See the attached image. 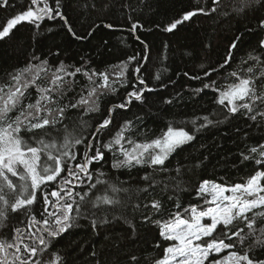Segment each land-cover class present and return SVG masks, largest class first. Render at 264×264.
<instances>
[{
	"label": "trees",
	"instance_id": "16d2710c",
	"mask_svg": "<svg viewBox=\"0 0 264 264\" xmlns=\"http://www.w3.org/2000/svg\"><path fill=\"white\" fill-rule=\"evenodd\" d=\"M48 4L63 12L66 21L56 15L55 19L39 22L38 28L25 22L0 40V86L11 84L12 76L20 70L46 62L43 66L47 73L41 72L37 84L52 87V73L63 65L65 72L58 74L64 82L59 91L52 93L54 103L49 105L53 109L64 108L63 117H57L54 110L52 115L58 119L54 127L36 130L38 136L23 131L21 135L33 146L36 138L54 141L57 146L63 144L65 136L72 141L81 139L83 143L71 147L76 159L66 158V169H75L77 163L83 162L86 148L91 156L99 147L104 159L89 166L90 180L82 177L80 183L68 177L75 186L76 203L72 211L75 219L73 227L59 237H50L44 231L45 218L50 222L49 227H56L54 218L48 215L56 208L54 204H45L43 197L62 186L67 171L56 182L41 185L36 202L27 211L11 210L17 193L5 187L0 195L5 196L9 205L0 201L3 212L0 241L11 243L15 229H20L24 242L38 248L35 257L25 254L33 264L37 260L49 264L57 256L61 258L60 264H155L173 243L160 236L164 222L171 221L177 212L188 217L185 209L193 206L198 210L209 206L198 195L204 181L230 187L245 184L256 172L264 170L256 162L264 157L250 151L264 145V76L260 75L264 71L261 46L264 0H220L219 4L213 0H60L58 8L56 0H48ZM29 5L30 0H9V6L0 5V28ZM198 8L204 12L172 32L165 31L185 12ZM133 24L137 25L135 31L131 30ZM233 43L235 48L231 47ZM250 56L259 57V61ZM249 67L254 69L253 73L247 72ZM77 68L81 71L75 76L67 75ZM136 68L140 69L138 73ZM93 72L107 73L110 88L99 87L102 77L98 75L90 81L85 73ZM233 72L240 77H255V94L261 99L248 101L252 111L241 108L233 114L228 111L227 102L218 103L220 92L238 82L231 75ZM141 79L144 84L140 83ZM206 84L211 86L204 87ZM93 88L97 92L88 104L71 106L81 97L88 98ZM136 90L143 92L141 101L132 98L126 108L116 107L126 103L128 94ZM25 97L23 104L35 103L39 98L36 87H29ZM18 114L19 108L9 116L14 118ZM109 116L111 124L97 131ZM128 121L131 127L124 132V147L133 146L127 143L128 139L135 143L157 139L169 126L183 128L194 139L177 148L163 166L145 163L117 167L114 165L124 159L119 146L112 151L104 146L113 141ZM53 154L57 153L53 151ZM45 162L42 154L41 165ZM145 176L149 179L145 180ZM12 179L21 183L18 177ZM93 184L95 188L91 187ZM81 196L84 201L80 200ZM104 196L115 203L97 200ZM49 199L55 201L53 197ZM153 201L160 202L159 211L151 207ZM259 211L255 209L253 213ZM253 213H249L250 218ZM33 216L41 222L29 228ZM255 220L254 232L243 222L233 229H244L243 245L236 237L231 242L237 244L233 250L243 253L251 246L249 254L264 259V248L255 245L256 237H264V217L256 216ZM31 233L43 236L48 244L40 245L36 236L29 238Z\"/></svg>",
	"mask_w": 264,
	"mask_h": 264
},
{
	"label": "snow or ice",
	"instance_id": "6c2138e0",
	"mask_svg": "<svg viewBox=\"0 0 264 264\" xmlns=\"http://www.w3.org/2000/svg\"><path fill=\"white\" fill-rule=\"evenodd\" d=\"M213 2L219 4L220 0H213ZM41 4L43 6H40ZM59 4L60 0H56L57 8ZM0 5L9 6V0H0ZM203 12V8L185 12L182 18L168 25L165 31L172 32L178 25ZM56 15H59L65 21L67 19L63 12L49 6L48 0H30V5L25 11L9 18L5 25L0 28V40L9 37L18 25L26 22L38 28L40 26L39 22L45 18L55 19ZM261 24L264 25V21H261ZM108 27H111V25H108ZM136 28L137 25L133 24L131 30L135 31ZM69 31H71L70 27ZM72 34L75 36L74 32ZM261 46L264 47V41H261ZM231 47L235 48V43ZM230 58V56L226 57V62ZM249 58L259 61V57L250 56ZM130 59H135V57ZM44 63L46 62L20 70L12 76L11 84L0 86V182H2L0 183V193L3 192L5 187L17 193V198L10 205L11 210L13 212L22 209L27 211L28 207L36 202V194L41 189V185L56 182L57 178L67 171V177L62 178V186L43 197L45 204H54L56 208L55 211L48 213L54 218L56 227H49L50 222L46 218L42 221L45 226L44 231L47 232L48 236L55 238L73 227L75 218L72 216V211L73 204L76 203L73 196L75 187L73 179L80 183H83L82 177H88L90 180L89 166L94 161L103 160L104 153L97 147L94 154L89 156L88 148H86L83 153V162L77 163L75 169H66V158L67 160L76 159V154L71 151V147L73 144L83 143L81 139L77 138L72 141L68 136H65L63 144L57 146L54 141L45 142L44 139L36 138V145L33 146L21 135L22 131L36 133V130L52 128L58 122L57 117H63L64 108L53 109L49 105L54 103L52 93L59 91L64 82L63 76L58 73L65 72V68L61 65L55 73H52L50 80L52 87H40L37 84V81L41 78L40 74L41 72L47 73V69L43 66ZM80 71L81 69L77 68L74 72L67 73V75L75 76ZM135 71L138 73L140 69L136 68ZM253 71L252 67L247 69L248 73H253ZM85 75L88 76L90 81L93 76L102 77V83L99 87L102 89L110 88L107 73L93 72L91 75L88 73H85ZM121 75H123V72H121ZM205 75H209V73H205ZM231 75L236 77L238 82L228 85L225 90L220 92L218 103L225 105L227 102L228 111L233 114L239 112L241 108L252 111V105L247 101L261 99L255 94V77L253 75L240 77L236 72L231 73ZM260 75L264 76V71ZM140 83L144 84V81L141 79ZM33 86L36 87L39 98L35 103L23 104L26 98L25 93L29 87ZM210 86L208 84L204 85V87ZM111 90L115 91L114 88ZM96 92V88L91 89L88 98L81 97L77 104L71 106L77 107L78 105L88 104L89 99L95 96ZM132 98L141 101L143 92L139 90L130 92L127 102L116 105V107L126 108L127 104L132 102ZM18 108L19 114L14 118L10 117L9 113ZM54 110L57 112V117L52 115ZM251 118L255 119L254 116ZM209 123L211 122L209 121ZM109 124H111L110 116L103 120L97 131L107 128ZM203 126L201 125V127ZM130 127L131 121L126 122L113 141L104 146L109 151H112L115 146H119V151L124 159L118 161L114 166H134L145 163L151 166H163L177 148L194 139V136L183 128L169 126L161 137L150 142L135 143L128 139L127 143L133 145L132 148L128 149L124 147L123 141L125 140L124 132ZM46 134L47 132H45ZM36 135L38 136L39 133H36ZM53 151L57 154L54 155ZM250 151L251 153L259 152L260 157H264V145H261L259 149L253 147ZM42 154L46 157V162L43 165H41ZM249 158L245 157V159ZM47 161L52 163L49 164ZM256 162L264 166V159H257ZM12 177H18L21 183H14ZM144 179L148 180L149 177L145 176ZM262 181H264V170L256 172L245 184H235L230 187L204 181L198 189V195L203 196L205 204L210 206L204 210H198L193 206L185 209V212L189 213L188 218H184L177 212L171 221L164 222L160 236L163 240L173 243L165 248L164 256L157 260L155 264H264V259L254 258L249 254L252 252L251 246L241 253L233 250L237 247V244L231 242L232 238L236 237L240 245L244 243L245 236L242 235L244 229L238 228L233 231L238 222H243L249 230L254 232L255 217H264V183ZM68 185L73 187H66ZM91 187L95 188L96 185L93 184ZM113 190L115 191V189ZM49 196L55 198V201L50 200ZM65 197L68 199L66 200ZM84 199L83 196L80 197L81 201H84ZM68 200H71L72 203H69ZM97 200L104 204L115 203L113 199L107 196L98 197ZM0 201L6 206L9 205L4 195H0ZM78 207L79 205H77ZM151 207L159 211L161 204L159 201H153ZM177 208H179L178 204ZM255 209H261V211L253 213ZM44 211L47 212V208ZM249 213H253L252 218L249 217ZM0 216H3V212H0ZM206 219L209 222L205 223ZM40 222L33 216L28 227L31 228ZM156 223L159 224L160 222L157 221ZM218 229L219 232H217ZM31 236H36L40 245L46 246L48 244L43 236H37L36 233H31L29 238ZM255 245L264 248V237H256ZM9 249H14V251L9 252ZM37 251V247L24 242L21 230L15 229V239L11 243L0 241V264H33V261L28 259L25 254L35 257ZM221 253H226V255L221 256ZM210 257L212 258L210 259ZM215 257L220 258L216 259ZM60 259L57 256L49 264H60ZM132 259L135 260L136 257H132ZM35 264H40V262L37 260Z\"/></svg>",
	"mask_w": 264,
	"mask_h": 264
},
{
	"label": "rangeland",
	"instance_id": "374dc122",
	"mask_svg": "<svg viewBox=\"0 0 264 264\" xmlns=\"http://www.w3.org/2000/svg\"><path fill=\"white\" fill-rule=\"evenodd\" d=\"M249 101V100H248ZM247 101V102H248ZM192 135V134H191ZM133 146H131V147H125V148H128V149H130V148H132ZM158 151V150H157ZM208 199H210V197H208ZM210 206V205H209ZM184 218H188V217H184ZM207 222H209V221H207V219L205 220V223H207Z\"/></svg>",
	"mask_w": 264,
	"mask_h": 264
}]
</instances>
